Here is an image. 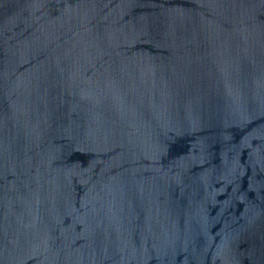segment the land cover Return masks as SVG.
Here are the masks:
<instances>
[{"label": "water", "instance_id": "1", "mask_svg": "<svg viewBox=\"0 0 264 264\" xmlns=\"http://www.w3.org/2000/svg\"><path fill=\"white\" fill-rule=\"evenodd\" d=\"M0 264H264V0H0Z\"/></svg>", "mask_w": 264, "mask_h": 264}]
</instances>
